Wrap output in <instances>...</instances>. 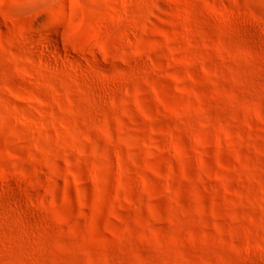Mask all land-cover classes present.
Wrapping results in <instances>:
<instances>
[{
  "label": "rangeland",
  "instance_id": "1",
  "mask_svg": "<svg viewBox=\"0 0 264 264\" xmlns=\"http://www.w3.org/2000/svg\"><path fill=\"white\" fill-rule=\"evenodd\" d=\"M0 264H264V0H0Z\"/></svg>",
  "mask_w": 264,
  "mask_h": 264
}]
</instances>
